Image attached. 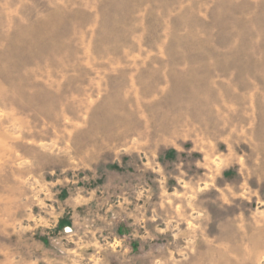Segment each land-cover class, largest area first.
<instances>
[{"label":"rangeland","instance_id":"obj_1","mask_svg":"<svg viewBox=\"0 0 264 264\" xmlns=\"http://www.w3.org/2000/svg\"><path fill=\"white\" fill-rule=\"evenodd\" d=\"M0 264H264V0H0Z\"/></svg>","mask_w":264,"mask_h":264}]
</instances>
